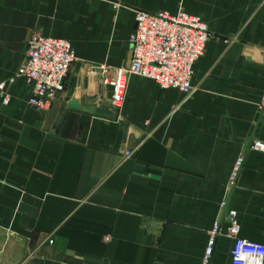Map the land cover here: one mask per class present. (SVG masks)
<instances>
[{"label":"crops","instance_id":"crops-1","mask_svg":"<svg viewBox=\"0 0 264 264\" xmlns=\"http://www.w3.org/2000/svg\"><path fill=\"white\" fill-rule=\"evenodd\" d=\"M179 10L211 33L191 96L131 77L112 120L63 112L66 97L97 108L89 71L127 64L136 11ZM34 34L77 60L50 111L27 106L22 80L0 103V264H202L233 183L239 236L264 244V154L231 181L253 133L264 142V0H0V82ZM227 228L209 264H230Z\"/></svg>","mask_w":264,"mask_h":264},{"label":"built area","instance_id":"built-area-1","mask_svg":"<svg viewBox=\"0 0 264 264\" xmlns=\"http://www.w3.org/2000/svg\"><path fill=\"white\" fill-rule=\"evenodd\" d=\"M210 38L208 24L201 16L183 10L173 15L136 11L135 29L129 38L131 55L127 64L123 68L98 66L89 71L104 94V97L96 99L95 105L107 106L113 112L120 111L131 77L149 80L161 90H176L186 98L191 96L196 90L192 84L193 68L203 56ZM26 45L25 58L14 76L0 82V103L4 106L10 104L7 87L22 80L28 88L27 106L45 113L65 93V79L77 56L70 43L63 39L34 34ZM107 89H110L108 95ZM249 151L264 154V142L254 140ZM124 156L129 158L132 153L126 152ZM242 162L243 157H239L231 175L232 182L236 180ZM226 220L228 228L224 235L233 241L230 264H264V244L239 236L240 227L235 211L229 210ZM219 234V226L215 224L202 264H209Z\"/></svg>","mask_w":264,"mask_h":264},{"label":"water","instance_id":"water-1","mask_svg":"<svg viewBox=\"0 0 264 264\" xmlns=\"http://www.w3.org/2000/svg\"><path fill=\"white\" fill-rule=\"evenodd\" d=\"M63 112L66 110H70V111H74V112H81L83 114L95 117V118H100V119H106V120H112L114 118V112L112 110H110L107 106H100L97 108H90V107H86L84 106L80 101L78 100H74L70 97H66L64 99V107L62 108ZM255 139V133H253V135L251 136L250 140L248 141L246 148L244 150V154H243V158H245V156L248 154L249 152V148L252 144V142ZM241 169V168H240ZM240 171V170H239ZM239 175V172H238ZM237 175V177H238ZM237 179V178H236ZM234 183L230 189V192L228 194V197L226 199L224 208L222 210V214L220 217V222H219V226L222 225L223 221L225 220V218L228 216L229 213V208H230V202L234 193ZM20 212L23 214V220L27 219V216H32L34 217L36 214V210L22 204L20 206Z\"/></svg>","mask_w":264,"mask_h":264}]
</instances>
